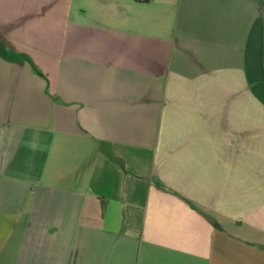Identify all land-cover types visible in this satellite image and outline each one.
Listing matches in <instances>:
<instances>
[{
    "label": "crops",
    "instance_id": "obj_1",
    "mask_svg": "<svg viewBox=\"0 0 264 264\" xmlns=\"http://www.w3.org/2000/svg\"><path fill=\"white\" fill-rule=\"evenodd\" d=\"M0 264H264V0H0Z\"/></svg>",
    "mask_w": 264,
    "mask_h": 264
}]
</instances>
